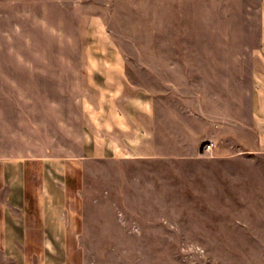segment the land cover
Instances as JSON below:
<instances>
[{"label": "rangeland", "instance_id": "1", "mask_svg": "<svg viewBox=\"0 0 264 264\" xmlns=\"http://www.w3.org/2000/svg\"><path fill=\"white\" fill-rule=\"evenodd\" d=\"M260 5L0 0V158L65 165L66 264H264ZM105 53L152 97L159 156L84 157Z\"/></svg>", "mask_w": 264, "mask_h": 264}, {"label": "crops", "instance_id": "2", "mask_svg": "<svg viewBox=\"0 0 264 264\" xmlns=\"http://www.w3.org/2000/svg\"><path fill=\"white\" fill-rule=\"evenodd\" d=\"M260 12V44L253 57V119L257 148L264 152V0ZM95 62L94 78L103 102L84 157L159 156L148 91L129 81L117 54L105 53ZM66 174L65 165L46 157L0 158V250L16 264H30V254L40 255L42 264H66Z\"/></svg>", "mask_w": 264, "mask_h": 264}, {"label": "built area", "instance_id": "3", "mask_svg": "<svg viewBox=\"0 0 264 264\" xmlns=\"http://www.w3.org/2000/svg\"><path fill=\"white\" fill-rule=\"evenodd\" d=\"M212 146V143H207L206 147L210 148Z\"/></svg>", "mask_w": 264, "mask_h": 264}]
</instances>
